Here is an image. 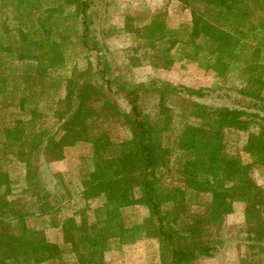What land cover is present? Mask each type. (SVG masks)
<instances>
[{"label":"trees","instance_id":"16d2710c","mask_svg":"<svg viewBox=\"0 0 264 264\" xmlns=\"http://www.w3.org/2000/svg\"><path fill=\"white\" fill-rule=\"evenodd\" d=\"M181 2L192 13L188 38L205 40L204 46L216 56L219 70L227 67V60L238 61L251 74L248 79L255 77L258 90L263 89L264 0ZM252 2L258 5L252 7ZM64 3L74 8L71 11L73 30L81 46L97 52L98 80L93 83L98 85L89 83L95 73H85L83 82L76 83L61 100L64 108L55 109L54 131L38 128L29 137L22 138L19 131L12 134L18 128V121H15L12 126H2L3 141L0 144L6 148L8 143L11 144L10 140L19 142L15 157L26 166L24 187L20 193L30 194L32 201L38 203L37 215H43L51 208V198L56 196L49 191L40 174L41 162L62 160L67 146L82 141L91 143V168L82 179L81 198L87 201L102 196L104 203L94 218L87 214L85 206L63 219L60 227L64 246H61L50 241L43 230L27 225L26 217L36 216V213L22 210L21 199H8L12 190L10 179L0 164V264H104L112 237L124 245L143 236L158 239L159 264H194L201 257H213L222 247L224 240L217 233L218 227L224 216L233 211L234 202L245 204L243 244L248 252L257 256L252 264H264V188L250 175L254 164L264 166V95L240 88L235 98H231L228 92L222 93L221 96L231 98V105L210 107L191 101L192 96L204 95L201 89L186 88L184 94L189 97L191 114L200 123L184 125L179 133L171 135L168 115L160 112L154 119H149L144 114L140 105V95L146 91L144 85L126 88L111 77L107 58L90 32L89 6L92 0H64ZM23 4L20 17L26 19V5L31 3L26 0ZM77 18L80 33L76 27ZM225 18L235 21L232 32L218 25L219 20ZM158 29L163 32V24H159ZM18 32H23L19 41H26V33L23 30ZM14 38L7 47H1L9 55H14L18 49L21 55L29 48L38 49L39 43L33 35L29 39L32 44L23 42L21 47ZM249 41L253 43L251 47ZM46 48L49 51L44 56L48 57L52 51L50 45ZM51 49L52 59H55L57 46L52 45ZM9 78V74L0 77V90L1 86H8ZM33 79H36L34 74L26 73L24 77L16 75L10 81L18 89L19 85ZM115 82H118L115 88L122 92L129 109L121 111L118 104L106 95L104 105L112 107L129 125L131 138L122 141H114L105 131L92 129L90 122L95 115L94 104L102 93L101 88L111 89ZM19 103L23 104V99ZM3 108L0 106L1 117L5 116ZM251 127H257L258 132H249L243 146L250 162L227 154L224 150L225 130L246 131ZM185 189L211 195L203 209L195 211L188 222L182 218L186 208ZM132 205L145 206L149 212L148 220L133 225L123 223L121 211ZM164 205L176 209V212L172 215L163 210ZM211 227L216 232L213 230L208 235L206 230Z\"/></svg>","mask_w":264,"mask_h":264},{"label":"rangeland","instance_id":"374dc122","mask_svg":"<svg viewBox=\"0 0 264 264\" xmlns=\"http://www.w3.org/2000/svg\"><path fill=\"white\" fill-rule=\"evenodd\" d=\"M25 1L0 0V77L8 74L10 77L8 86H1L0 90V103L4 102L0 106H4L2 111L5 112V116L8 115L7 117L0 115V141H3L2 126H12L15 121H18V128L12 134H17L19 131L22 138L29 137L38 128L54 131L56 128L54 111L64 108L61 100L66 97L67 92L73 89L76 83L83 82L84 74L87 72L96 74L89 79V83L95 84L93 80H98L97 52L89 51L81 46L78 35L73 30L74 22L71 16V11H74L73 6L65 4L64 0H27L31 4L26 5L27 17L23 19L20 15ZM137 2L140 6L143 4V0H137ZM109 5V0H92L89 6L92 17L91 36L101 48L100 52L106 56L111 67L112 78L126 88L145 86L146 91L140 95V105L144 114L149 119H154L160 112H162L161 115H168L171 121L169 132L171 135L179 133L184 125L200 123L191 114L189 97L184 94L186 88L201 89L204 95L192 96L191 101L205 103L210 107L231 105V98L239 95L237 89L240 88L259 91L264 95V87L258 90L256 78L249 80L248 77L251 74L245 71L238 61L227 60V67L219 70L220 65L216 64V56L210 54L204 46L205 40L198 38L192 41L188 38L191 30L187 36L178 34L179 37L173 38L170 45L160 51L161 44L158 43L166 37L167 14L166 9H162L163 6L152 13L150 21L146 24L144 22L148 20L149 14L138 8L135 11L132 10L131 14H128L130 17L127 16L130 20L123 29L126 38L121 37L124 39L120 43L121 53L117 48L109 49L106 46V39L113 34L114 24ZM257 5L255 2L251 4L252 7ZM76 23L80 33L78 18ZM219 23L221 28L233 31L235 21L231 18L219 20ZM108 24L110 28L107 30ZM159 24H163V32L158 29ZM18 30L26 33V41L21 38L19 41L18 37L23 32ZM31 35L39 43L36 50L29 48L24 55H21L18 49L14 55H9L7 50L1 48L11 44L15 40L14 37L20 47L23 42L32 44L29 40ZM174 44H177L176 49ZM248 44L249 47L253 45L250 41ZM48 45L52 52L47 57L44 53L49 51L46 48ZM52 45H56L58 50V56L55 59H52ZM261 61L264 64L263 57ZM22 73L34 74L36 79L24 82L16 89L13 81L10 80L16 75L24 77L25 74L22 75ZM118 82L113 83L111 89L101 88L103 94L97 96L98 100L94 104L95 115L90 119L92 129L105 131L114 141L131 138L129 125L124 122L123 117L116 114L109 105H104V95H106L118 104L121 111H128L126 99L114 86ZM225 92L232 97L221 96ZM21 96L24 98H20ZM6 98V101H2ZM21 99L23 104L19 103ZM262 105L264 107V104ZM249 132L256 133L258 128L251 127L246 131L236 128L225 130L226 153L237 155L244 162H250L248 154L243 151ZM9 142L11 144L8 143L6 148L4 144H0V164L8 172L12 189L7 196L8 199H21L22 210L36 213L39 217L43 216L41 230L50 241L59 243L60 240V245L64 246L62 234L59 237V229H55L59 227L61 221L85 206L87 214L94 218L97 209L104 203L102 196L87 201L81 198L82 179L86 171L91 168V143L82 141L73 146H67L64 148L62 160L41 162L40 174L49 191L56 197H52L49 201L51 208L45 214L37 215L38 203L32 201L30 194L20 193L24 187L26 175L25 163L15 157L20 144L15 140ZM250 175L259 186L264 188V166L254 164ZM210 197L209 193L198 194L185 189L186 208L182 212V218L186 222L190 221L192 214L203 209L205 201ZM244 208V203L237 204L235 210L224 216L217 231L224 242L214 255V259L201 257L194 264H252L256 261L257 256L248 252L243 244L246 227ZM164 209L170 211L172 215L176 212V209L172 210V207L167 205H164ZM121 215L123 223L133 225L145 222L149 212L143 205H132L122 209ZM76 217L78 218V215ZM27 225L36 229L30 221ZM213 230L215 231V228L211 227L206 230L208 232L206 233L211 235ZM148 231H152L151 226ZM60 232L62 233L61 228ZM108 243L104 264H159V241L155 237L143 236L133 243L124 245H120L117 238L112 237ZM70 258L73 259L72 256Z\"/></svg>","mask_w":264,"mask_h":264},{"label":"crops","instance_id":"0c3cea01","mask_svg":"<svg viewBox=\"0 0 264 264\" xmlns=\"http://www.w3.org/2000/svg\"><path fill=\"white\" fill-rule=\"evenodd\" d=\"M142 1V0H140ZM110 5H109V11L111 12L113 19H114V24H113V34L107 36L106 39V46L111 49V50H117L121 53L120 48L122 45L120 44L124 39L126 38V34L124 33L123 29L127 25L130 19L131 11L136 10L138 8L139 10L145 11L149 14L148 20L145 21L144 23L146 24L149 19H151L150 16H152V13L160 8L161 6L162 9H166V20L165 22V31H166V37L164 38L165 40L160 41L158 44H161L160 51L164 50L170 45L171 40L174 38L176 39V36L178 34L180 36L188 34V32L192 28V17H191V10L189 7H187L185 4L181 2V0H143V4L140 6L137 2V0H109ZM142 8V9H141ZM160 10V9H159ZM111 16V17H112ZM128 16V17H127ZM127 17V19H126ZM135 18V17H133ZM140 24V23H139ZM220 24V23H218ZM141 26V25H139ZM110 28V25H107V30ZM117 30V31H116ZM128 34V33H127ZM123 36L124 39L121 37ZM179 37V36H178ZM174 49L177 48V44H174ZM235 204V207H234ZM241 205L242 202H234L233 203V210H235L236 206ZM35 218L26 217V222L28 223L29 221L34 224V228L36 229H41V225L43 224V216H33ZM31 228H33L31 226ZM60 225L59 227L55 229H59V237H61L60 234ZM53 241V240H52ZM56 242L57 241H53ZM60 244V240H59ZM215 256L213 257H208L209 259H214Z\"/></svg>","mask_w":264,"mask_h":264}]
</instances>
